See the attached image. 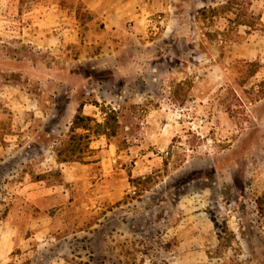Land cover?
<instances>
[{
  "label": "rangeland",
  "instance_id": "rangeland-1",
  "mask_svg": "<svg viewBox=\"0 0 264 264\" xmlns=\"http://www.w3.org/2000/svg\"><path fill=\"white\" fill-rule=\"evenodd\" d=\"M79 104L116 135L57 162ZM263 226L264 0H0V246L39 231L0 264H264Z\"/></svg>",
  "mask_w": 264,
  "mask_h": 264
},
{
  "label": "trees",
  "instance_id": "trees-1",
  "mask_svg": "<svg viewBox=\"0 0 264 264\" xmlns=\"http://www.w3.org/2000/svg\"><path fill=\"white\" fill-rule=\"evenodd\" d=\"M252 66H257L256 62L251 63ZM253 72H255L253 70ZM83 105L79 104L76 113L73 116L69 128L67 142L64 149L57 150L56 161L67 162L72 160H81L83 157L75 156L82 152L90 151V140L92 136H105L107 138L116 135L118 128L117 113L114 110L108 109L104 111V119L102 122H97L90 116H86L82 112ZM79 131V132H78ZM65 155L63 156V154ZM40 180L41 178H37ZM133 183H142L140 178L132 181ZM210 220L215 228L219 227L216 218L210 215Z\"/></svg>",
  "mask_w": 264,
  "mask_h": 264
},
{
  "label": "crops",
  "instance_id": "crops-1",
  "mask_svg": "<svg viewBox=\"0 0 264 264\" xmlns=\"http://www.w3.org/2000/svg\"><path fill=\"white\" fill-rule=\"evenodd\" d=\"M59 165L63 164V163H57ZM54 190L53 188H51V195L54 194ZM38 224L36 223L35 224V227L37 226ZM264 228V226L262 227ZM38 230V229H37ZM39 234V231H35L32 233V238H23L19 241L18 244H16L15 242H10L8 241L6 243L5 246H0V262H6V261H9V260H12V259H15V258H11V251L13 249V247H18L21 251H25L28 246H29V240H34L33 237H37V235ZM191 243L192 240H191ZM196 243L198 242H195L194 244L192 245H195ZM184 245V244H183ZM17 259V258H16ZM230 258H182V260H180V264H230ZM260 262L262 261H258V260H255V262H251L249 264H261Z\"/></svg>",
  "mask_w": 264,
  "mask_h": 264
}]
</instances>
